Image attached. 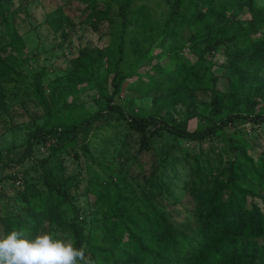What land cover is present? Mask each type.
Masks as SVG:
<instances>
[{"label": "trees", "instance_id": "obj_1", "mask_svg": "<svg viewBox=\"0 0 264 264\" xmlns=\"http://www.w3.org/2000/svg\"><path fill=\"white\" fill-rule=\"evenodd\" d=\"M83 1L81 22L97 30L121 19L120 28L111 33L105 52L93 44L82 46L70 58L67 72L47 80L45 66L23 70L22 62L28 60L23 59L25 42L13 23L17 14L10 10L11 0H0V24L9 33L8 41L0 40V137L17 117L5 102L8 80L31 97L43 117L34 121L21 145L0 147V237L15 229L34 239L48 222L49 233L62 231L72 236L74 247L83 246L91 264H258L264 248L258 243L259 238L264 241V197L255 186L264 185V152L255 160L246 153L243 135L227 139L226 133L239 120L264 123V85L259 90L257 84L263 81L258 74L264 68V5L256 0H166L169 13L159 19L147 3ZM245 6L250 18H237ZM51 16L53 25L76 23L62 12ZM184 23L194 27L187 41L200 52L195 60L175 45ZM167 42L173 49L171 62L166 67L157 62L143 79L142 63L152 62L153 48ZM221 49L227 90L218 87L220 75L215 72L223 67L214 60ZM133 74L139 78L131 88L136 97H152V108L143 113L137 112L133 99L127 109L119 101ZM81 84L96 91V111L71 104L68 97ZM200 93L209 95L203 111L198 110ZM62 103L68 117L60 119ZM21 104L27 109L24 99ZM178 105L184 106L180 119L173 114ZM193 118L205 124L191 130ZM100 120L137 131L145 149L159 129L177 142L224 139L226 144L216 152L214 143L205 156L185 149L190 173L183 196L174 194L155 165L146 174L112 164L103 167V178L88 181L85 192L95 200L82 207V177L66 173L64 155L79 159L80 149L96 162L88 137ZM225 152L232 159L223 166ZM181 215L180 221L176 217Z\"/></svg>", "mask_w": 264, "mask_h": 264}, {"label": "rangeland", "instance_id": "obj_2", "mask_svg": "<svg viewBox=\"0 0 264 264\" xmlns=\"http://www.w3.org/2000/svg\"><path fill=\"white\" fill-rule=\"evenodd\" d=\"M108 1L100 0L102 5H105ZM134 3L136 5L142 3L149 4L151 12L159 19L164 18L169 13L166 0H134ZM256 3L259 6H263L264 0H256ZM57 6L60 7L57 9ZM232 6L236 7L235 5ZM85 7L86 3L83 0H11L10 10L17 14L13 19L14 27L25 42L23 59L26 58L28 61L24 60L22 62L23 70L26 69L27 71L28 68L35 69L45 66L48 71L47 80H53L58 75L68 71L70 58L77 55L82 46L93 44L95 47L102 48L103 51L107 49L112 40L113 35L111 33H115L120 28L121 19H115L113 23L102 24L99 29L95 30L87 23L80 21L83 18V9ZM117 10V5H114V15L117 14ZM56 12H62L63 17H69L76 23L73 25L66 23L53 25L55 19L51 14H55ZM237 18H250L247 6L243 8ZM193 30L192 23L179 25L180 35L175 45L181 48V51L183 50V53L189 58L195 60L196 54L200 52L197 49H192L187 41L188 35ZM132 34L130 32L128 37H131ZM258 35H260V31L255 36ZM0 40H9V33L4 24H0ZM172 52L173 49L168 42L163 46H155L153 51H151L153 55L152 62H144L141 65L140 74L143 76V79H146L145 73L147 70L151 69L157 62H160L165 67L168 66L169 62H171L170 55ZM214 60L218 62V65L222 64L223 66L215 69V72L220 75L218 87L222 90H227V80L222 78V75L225 76L224 72L226 71V65H224L226 64V55L222 49L215 55ZM105 67H102L101 71H105ZM258 76L263 80L257 83H261L259 87V90H261L264 85V68L261 69ZM138 80L139 78L135 74L127 79L119 101L127 109L130 106V99H133L137 112L143 113L152 108L153 101L152 97H136V90L131 88H134L138 84ZM8 82L3 87L5 90V102L8 106L14 107L17 117L15 120L16 124H13L12 128L7 124V132L0 137V147H8L12 144L21 145L27 138V134L32 128L34 121L41 122L43 119L41 109L29 100L31 97L26 96L22 88H14L12 81L8 80ZM85 86L84 84L78 85V90L71 93L72 95H69L68 98L69 100H73L71 104L79 103L94 112L97 110L98 96L95 90L84 89ZM67 90L69 91V89ZM207 97L209 99V95ZM207 97L201 93L199 94V111H203ZM23 99L27 109L21 106ZM183 109L184 106L178 105L177 110L173 114L180 119ZM60 110V119L68 117L64 103L60 106ZM98 124L99 126L95 125L88 137L96 162L84 156L79 147L78 149L81 154L79 159L73 154L64 155L67 166L66 173H80L82 177L80 178L78 191V200L82 207L86 206L87 202L92 204L95 200L94 194H87L85 192L88 181L91 178H103L106 172L103 167L112 164H115L117 168L123 166L124 170L130 173H137L143 170L146 174H149L155 165L158 168V175L170 186L174 194L183 196L185 192L184 183L189 178L190 173V166L184 158L185 149L191 150L195 148L196 155L205 156L214 143L216 152L223 150L222 147L226 144V140L224 139L215 141L214 143L211 140H206L202 144L196 145L188 143L183 139L177 142L175 137L168 131L159 129L152 134L148 141L149 148L145 149L141 146L140 135L137 131H130L123 125H107L102 120ZM204 124L200 119L193 118L189 121L188 126L192 130ZM238 133L244 136L243 141H247L245 146L246 153L255 160L258 159L260 154L264 152V123L256 125L246 120H239L235 122L234 127L227 130L226 138H235ZM41 151H45V149H41ZM222 159L224 166L230 162L232 156H229V153L225 152L222 155ZM30 163L31 161L28 162V164ZM139 180L144 181L143 176L140 175ZM255 187L264 197V185L257 184ZM7 195L11 196L12 192L10 191ZM160 207L163 208L164 206L160 205ZM170 208L172 209V207ZM171 218L176 224H180V222L175 221L173 216ZM176 218L180 219V221L184 219L182 215ZM45 227L46 229L42 233H49L48 222H46ZM55 228H58V226L56 225ZM52 234L54 238L58 235V238L73 243L72 236L62 231H54ZM258 243L262 247L264 245L263 239L259 238ZM262 250L260 259H257L258 264H264V248Z\"/></svg>", "mask_w": 264, "mask_h": 264}, {"label": "clouds", "instance_id": "obj_3", "mask_svg": "<svg viewBox=\"0 0 264 264\" xmlns=\"http://www.w3.org/2000/svg\"><path fill=\"white\" fill-rule=\"evenodd\" d=\"M0 264H91L83 246L54 238L48 232L28 239L25 232L12 230L0 237Z\"/></svg>", "mask_w": 264, "mask_h": 264}]
</instances>
